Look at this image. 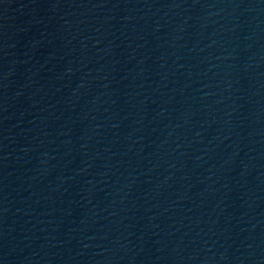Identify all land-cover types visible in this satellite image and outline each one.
I'll use <instances>...</instances> for the list:
<instances>
[{
  "label": "water",
  "instance_id": "water-1",
  "mask_svg": "<svg viewBox=\"0 0 264 264\" xmlns=\"http://www.w3.org/2000/svg\"><path fill=\"white\" fill-rule=\"evenodd\" d=\"M0 264H264V0H0Z\"/></svg>",
  "mask_w": 264,
  "mask_h": 264
}]
</instances>
